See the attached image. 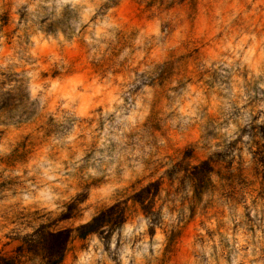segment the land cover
I'll list each match as a JSON object with an SVG mask.
<instances>
[{"label":"clouds","instance_id":"obj_1","mask_svg":"<svg viewBox=\"0 0 264 264\" xmlns=\"http://www.w3.org/2000/svg\"><path fill=\"white\" fill-rule=\"evenodd\" d=\"M262 127L264 0H0V264H264Z\"/></svg>","mask_w":264,"mask_h":264},{"label":"rangeland","instance_id":"obj_2","mask_svg":"<svg viewBox=\"0 0 264 264\" xmlns=\"http://www.w3.org/2000/svg\"><path fill=\"white\" fill-rule=\"evenodd\" d=\"M259 134L261 135L262 138H264V127L259 129ZM255 144H257L258 146L255 148V154H259L261 151H264V144H259V141H254ZM262 159H264V157H261ZM153 181H150L149 183H151ZM120 215V211L119 209L116 210V212L112 215V219H116L119 218Z\"/></svg>","mask_w":264,"mask_h":264}]
</instances>
